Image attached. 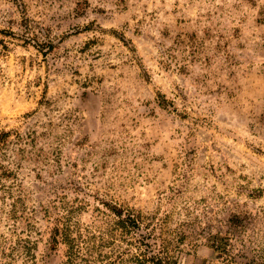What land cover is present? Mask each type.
Segmentation results:
<instances>
[{
	"label": "rangeland",
	"instance_id": "rangeland-1",
	"mask_svg": "<svg viewBox=\"0 0 264 264\" xmlns=\"http://www.w3.org/2000/svg\"><path fill=\"white\" fill-rule=\"evenodd\" d=\"M0 132V264H264V0H0Z\"/></svg>",
	"mask_w": 264,
	"mask_h": 264
},
{
	"label": "trees",
	"instance_id": "trees-1",
	"mask_svg": "<svg viewBox=\"0 0 264 264\" xmlns=\"http://www.w3.org/2000/svg\"><path fill=\"white\" fill-rule=\"evenodd\" d=\"M7 134L8 133L0 132V150L2 149L1 147L5 145V138L7 137ZM4 174H6V172Z\"/></svg>",
	"mask_w": 264,
	"mask_h": 264
}]
</instances>
